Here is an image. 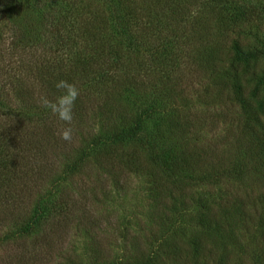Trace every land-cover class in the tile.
<instances>
[{
  "label": "trees",
  "instance_id": "1",
  "mask_svg": "<svg viewBox=\"0 0 264 264\" xmlns=\"http://www.w3.org/2000/svg\"><path fill=\"white\" fill-rule=\"evenodd\" d=\"M201 1L0 0V19L11 22L24 5L11 49L36 47L33 64L2 66L0 104L10 103L11 93L14 101L28 102L34 84L50 100L61 94L55 87L60 80L80 90L71 142L57 134L67 125L38 106V98L26 111L8 113L9 120L21 119L16 125L0 124V205L30 204L17 216L0 215L2 222L13 218L15 235L38 236L53 221L66 229L58 224L72 218L71 194L92 191L87 178L106 175L118 184L129 175L148 185L155 227L144 241L132 234L139 228L133 221L117 223L119 238L135 244L136 254L123 246V257L113 262L264 264V63L232 38L239 33L228 25L237 15L251 22L243 9L227 18L221 0L219 9L196 12L205 6ZM25 5L34 10L28 23ZM212 37L225 47L214 48ZM218 121L228 124L224 147L217 148L223 157L199 145L205 124ZM215 129L209 130L213 137ZM245 177L248 191L218 187ZM200 185L221 191L211 195ZM178 214L201 228L198 237L161 233ZM139 239L158 253L140 248Z\"/></svg>",
  "mask_w": 264,
  "mask_h": 264
},
{
  "label": "rangeland",
  "instance_id": "2",
  "mask_svg": "<svg viewBox=\"0 0 264 264\" xmlns=\"http://www.w3.org/2000/svg\"><path fill=\"white\" fill-rule=\"evenodd\" d=\"M201 2L205 3V6L200 4L201 7L196 12L202 9V7L210 10V8L219 9L222 6L221 0H203ZM223 3L225 5L224 13L227 18H231V16L233 17L237 13H243V9L244 14L251 19V22H247L244 19V15L240 18H237V15L232 23L230 21L228 26L230 29L234 28L239 33V35H232V38L246 45L249 50L256 51L257 56H260L261 62L264 63V0H223ZM22 6L17 9L20 16L18 21L11 22L5 17L0 19V30L3 34V41L0 45V59H2L0 83H4L3 81L6 80L5 75L2 73V66L8 61H13V63L24 62L26 65L33 64L32 61H34L33 57H31V50L36 49V47L31 50L25 48V50L19 51L18 49H11L9 45L16 27L20 26V21L23 18V12H21ZM23 10L28 11V16L24 19H26L27 23L31 22L34 10L26 5L23 7ZM211 41L212 43H216L213 47L218 50L225 47L222 45L223 43L217 42L214 37H212ZM193 50H195L194 47ZM36 88L34 84L31 88L33 98L30 100L39 99V96H43L37 93ZM187 88L190 92V87L188 86ZM7 91L9 90L7 89ZM8 98L11 100L10 103L7 102L5 105L0 104V124L5 122L10 125L9 122H13V125H16L21 119L10 118L9 120L8 113L13 112V114H18L26 111L30 100L28 102L14 101L13 93L8 94ZM198 110L200 111V109ZM211 126H216V137H213V134L209 131ZM227 127L228 124H221L220 121L217 124H205V130L202 131L203 135L200 137L199 145L205 149L211 148L207 150L212 152L214 156L223 157V153L219 149H223L224 141L227 140L226 138L222 140L226 135L223 129ZM212 137L213 140L217 141L214 144L217 146L216 149L211 147ZM224 157L227 158L228 156L224 154ZM86 181L91 183L92 191L87 187H85L84 191L78 190L75 187L76 190L71 194L73 199L72 218L58 224V226L65 224L66 229L55 227V225H52L53 221L49 225H44L38 236L20 237L13 233L15 229L12 224L13 218L5 219L3 222L0 220V264H105L106 259L110 261L108 264H119L112 260L116 259L118 261L123 257V246L129 248L127 250L130 253L133 252V255L136 254L135 244L131 245L129 241L128 243H123L121 238H119L116 224L124 223V225L130 226L135 223L139 228L136 227V232L134 231L132 234L138 232L144 241L149 237L151 229L155 227L153 226L154 213L151 212L150 204L147 200L148 185L144 179L128 175L124 179L118 180L117 184L113 183L105 175V180L87 178ZM248 183L249 177H245L242 182L224 180L218 187L225 191H248ZM113 185H126L127 188L126 191L121 192V190L115 186L113 187ZM199 187H201L200 191L211 193V195H217L221 191L220 188H208L202 185ZM105 194L109 196L108 201H105ZM29 205H19L18 208L16 206L13 207L11 203L2 204L0 205V215L6 213L7 215L17 216L20 211L29 209ZM161 214L163 213H159V215ZM167 224L166 228H161V233L167 231L171 235L167 236L169 238L173 237L175 233H184L186 238L191 236L198 237L201 230L195 222L188 223L183 214H178L167 220ZM44 236H46L45 242H42L40 239ZM129 239L132 241L130 237ZM143 240H137L142 242V246L139 245L140 248L146 247V251L153 255L158 253L159 247L149 250ZM150 240L151 236L148 241ZM59 252L61 254L56 255ZM92 252H95V256L92 255ZM228 252L229 255L233 254L231 249ZM101 253L104 255H100ZM107 255L109 258L106 257ZM231 262L233 263L234 260H231ZM252 263L262 264L260 259Z\"/></svg>",
  "mask_w": 264,
  "mask_h": 264
},
{
  "label": "clouds",
  "instance_id": "3",
  "mask_svg": "<svg viewBox=\"0 0 264 264\" xmlns=\"http://www.w3.org/2000/svg\"><path fill=\"white\" fill-rule=\"evenodd\" d=\"M56 89L61 93L55 100H50L46 96H41L37 100L38 106L48 109L59 120L63 121L64 127L57 134L64 141L73 140V128L71 127L74 119V107L80 95V90L74 83L67 80H60L55 84Z\"/></svg>",
  "mask_w": 264,
  "mask_h": 264
}]
</instances>
